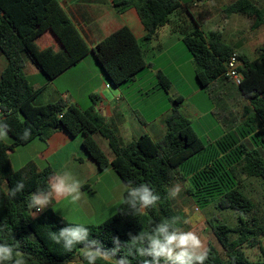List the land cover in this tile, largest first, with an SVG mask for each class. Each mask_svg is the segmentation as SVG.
<instances>
[{"label":"trees","instance_id":"1","mask_svg":"<svg viewBox=\"0 0 264 264\" xmlns=\"http://www.w3.org/2000/svg\"><path fill=\"white\" fill-rule=\"evenodd\" d=\"M187 1L115 2L119 13L137 11L147 35L140 42L128 27H123L90 50L59 0H0V49L8 61L0 80V122L9 126L7 134L12 138L11 143L0 139V244L13 246L14 256L16 251L22 253L26 264H73L79 256L81 263L87 264L81 253L83 245L66 252L62 241L57 244L48 235L77 223L62 218L51 207L33 218L36 210L28 207L31 194L50 190L53 169L47 166L41 170L35 161H29L15 170L9 157L10 152L35 140L46 143L58 131H65L71 137L81 136L83 150L100 172L112 168L126 186L129 181L132 186L147 184L160 197L154 207L135 214L123 203L126 189L112 217L99 225H83L90 230L89 239L98 240L106 249L115 247L113 236L120 239L121 250L113 259L126 255L129 233L150 232L156 224L180 217L169 197L173 182L179 180L188 182V195L202 200L205 207L214 204L219 210H231L238 215L236 227L217 216L210 220L224 256L210 245L204 264H264V214L240 189L248 178L260 179L264 184V48L259 49L256 60H248L225 43L221 31H202L193 16L183 12L182 5ZM234 14L254 17L255 26L264 24V6L252 0H237L223 9L224 19ZM166 25L181 35L193 58L201 87L225 76L231 57L236 56L240 61L243 81L238 87L250 107L239 128L206 145L192 122L180 112L182 99L177 98L166 119L162 140L154 141L143 134L121 146L117 135L96 110L94 96L93 106L87 110L64 100L35 105L40 90L24 74L26 59L51 81L92 51L111 85L120 87L133 81L148 66L145 45L155 40ZM48 30L71 57L54 68L46 61L45 52H39L36 46L37 39ZM159 80L167 92L169 81L162 75ZM24 131H29L30 136L21 140ZM101 138L107 142L111 155L102 148ZM20 180L25 188L16 197H9L8 191ZM174 226L180 228V219ZM246 248H258L260 259L251 260ZM127 259L130 264H141L144 258L128 255ZM96 264H111V261L98 259Z\"/></svg>","mask_w":264,"mask_h":264},{"label":"crops","instance_id":"2","mask_svg":"<svg viewBox=\"0 0 264 264\" xmlns=\"http://www.w3.org/2000/svg\"><path fill=\"white\" fill-rule=\"evenodd\" d=\"M117 1L121 0H59L90 50L123 27H128L140 42L147 35L137 11L129 9L119 13L114 7ZM236 1L189 0L182 5V10L193 16L202 31H221L225 43L253 61L258 58L259 49L264 48V24L255 26L254 17L241 14H234L224 19L223 9ZM252 1L258 6H264V0ZM1 18L0 12V21ZM182 44L184 45L181 35L172 32L169 25L161 28L155 40L145 45L148 66L138 73L133 81L120 87L111 85L92 51L51 81H47L29 59H26L24 74L34 88L40 90L34 102L37 106L64 100L87 110L93 106L91 97H96V110L117 135L121 146L130 144L143 134L149 135L154 141L166 134V119L173 107L162 110L160 106L156 108L153 105L147 111L143 105L155 98H161V92H166L160 85L159 76L162 75L170 83L169 90L164 96L172 104L174 99L181 98L180 108H183L185 96L178 89L179 85H189L192 91L190 98L200 95L202 91L207 94L215 105V111L219 113V122L223 127L220 137L222 138L243 124L244 114L248 111L250 102L242 95L239 87L225 76L218 78L207 87H201L196 79L193 58ZM36 46L39 52H45L46 61L52 68L71 59L49 30L37 39ZM166 56H170L168 65L161 62ZM172 56L175 58H171ZM7 65V58L0 49V80ZM83 68L86 69L84 73L86 78L81 81L78 80V74ZM146 70L150 71L146 73ZM146 75L151 77V82L142 83L141 76ZM113 87L114 92L108 93ZM192 111L198 118L201 111L189 109L188 116L184 115L195 126L190 116ZM41 146L45 149L39 152ZM24 148L29 150L28 162L35 161L38 164V159L46 163L43 167L38 164L39 168L42 170L49 166L53 169L54 176L58 175L59 171H61L59 175L69 173L80 181V189H89L90 181L101 178L100 171L82 148L81 136L71 137L65 131H58L46 143L41 144L35 140ZM71 163L76 165L69 167ZM64 200L66 198L54 199L45 209L51 207L59 216L68 220L66 216L55 210V205L61 204Z\"/></svg>","mask_w":264,"mask_h":264},{"label":"rangeland","instance_id":"3","mask_svg":"<svg viewBox=\"0 0 264 264\" xmlns=\"http://www.w3.org/2000/svg\"><path fill=\"white\" fill-rule=\"evenodd\" d=\"M184 47V45L182 44ZM171 56V55H170ZM164 57L161 62L168 65L170 63L169 57ZM171 58H175L172 56ZM177 59V58H176ZM150 70H146L148 73ZM86 69L83 68L78 74V80L81 81L86 78L85 74ZM143 79L142 83L151 82L150 76H141ZM114 87L108 90V93H112ZM178 89L185 96V101L183 102V108H180V112L183 115L188 116L189 109L200 110V117H196L191 113V120L194 122V129L197 132L200 139L204 144L209 145L215 143L223 133V127L219 122L218 112L215 111V105L208 98L207 94L203 91L200 95L190 98L191 89L189 85L182 84L178 86ZM164 91V90H163ZM161 98H155L154 100L148 101L145 104L147 111L153 105L160 106V109L164 110L166 107H174V104L169 102V99L164 96V93L161 92ZM154 101V102H152ZM141 105V106H143ZM140 106V107H141ZM173 109V108H172ZM190 118V117H189ZM163 138V137H162ZM162 138H156V141L162 140ZM5 142L11 143L12 138L7 134V137L4 139ZM38 143H43L41 140H36ZM102 148L110 154V150L104 140H100ZM24 146L18 147L13 153H11V163L15 170L20 169L24 166L29 159V150H26ZM45 149L44 146L39 148V152ZM34 152V151H33ZM36 154V153H35ZM111 155V154H110ZM36 158V157H35ZM38 164L43 167L46 163H43L37 159ZM76 165L71 163L69 167ZM59 171L58 174H60ZM99 179H94L89 183V189H80L81 198L78 202L72 203L70 198H66L61 204L55 205V210L58 213L63 214L70 222H75L83 225H99L112 217L116 210L123 200L124 192L127 189V186L122 182L117 173L109 168L106 171L100 172ZM179 185L181 191L177 194L176 197L172 198L173 206L178 211L180 216V229L183 231H194L201 239L204 248L207 250L210 245L218 249L222 256H224V251L221 248L219 242L217 241L211 226L210 220L217 216L223 222L228 224L231 227H236L238 225V215L231 210H219L214 204L210 206H204L202 200L192 199L187 193V181L176 180L173 182L171 189ZM241 191L250 197L258 209L264 214V184L260 179L248 178L240 185ZM194 200V201H193ZM185 209L188 211L185 212ZM192 217H197L196 219H191L190 222H185L190 220ZM231 238L234 239L235 235H231ZM264 244V238L262 239ZM245 252L251 260L260 259V251L258 248H246ZM81 253H83L81 251ZM80 256L75 259L73 264H82Z\"/></svg>","mask_w":264,"mask_h":264},{"label":"clouds","instance_id":"4","mask_svg":"<svg viewBox=\"0 0 264 264\" xmlns=\"http://www.w3.org/2000/svg\"><path fill=\"white\" fill-rule=\"evenodd\" d=\"M9 126L0 122V139L7 137ZM30 131V129H27ZM29 131H24L20 136L21 140L28 139ZM25 188L23 180L18 181L13 188L8 191V196L16 197L17 193ZM81 183L74 179L69 173L55 175L50 180V190L47 192L37 191L31 194L28 203L29 209H35L33 218L37 213L42 212L51 202L56 199L70 198L72 203H76L81 198ZM181 191L177 184L169 190V197L174 198ZM159 195L147 184L132 186L129 181L127 186V196L123 203L135 214H142L144 210L154 207L159 201ZM188 210L185 209V212ZM192 217L191 219H196ZM180 217H174L171 222L162 221L155 225L152 230L141 232L138 235L129 233L130 243L125 256L113 259L121 250V241L118 237H112L115 247L104 248L96 239H89L90 230L83 224H73L63 227L58 234L49 232L52 241L57 244L63 242L66 252H71L77 245H83L82 252L87 264H96L98 259L111 261V264H130L128 255H138L142 259L141 264H204L208 258V252L200 237L194 231H183L174 225ZM135 250V251H133ZM0 264H26L22 253L16 251L8 244H0Z\"/></svg>","mask_w":264,"mask_h":264},{"label":"built area","instance_id":"5","mask_svg":"<svg viewBox=\"0 0 264 264\" xmlns=\"http://www.w3.org/2000/svg\"><path fill=\"white\" fill-rule=\"evenodd\" d=\"M241 63L236 56L231 57L226 64L225 77L232 81L235 85H241L243 75L240 71Z\"/></svg>","mask_w":264,"mask_h":264}]
</instances>
